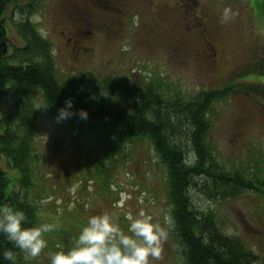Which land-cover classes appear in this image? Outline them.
<instances>
[{
    "label": "rangeland",
    "instance_id": "1",
    "mask_svg": "<svg viewBox=\"0 0 264 264\" xmlns=\"http://www.w3.org/2000/svg\"><path fill=\"white\" fill-rule=\"evenodd\" d=\"M226 7L236 14L223 22ZM2 19L7 53L23 50L17 26L26 21L50 46L59 84L85 74L97 80L119 76L163 100L181 101L224 91L207 114L209 152L223 169L264 182V0H14ZM73 24L85 26L76 41ZM207 49L211 56L196 55ZM30 98L33 176L27 196L41 223L56 227L45 234L41 254L24 255L25 263L51 264L50 254L65 242L71 248L91 215L114 213L127 232L126 212L143 210L167 231L155 264H183L169 230L166 169L151 144L130 138L122 127L82 131L73 118L58 123V110L40 92ZM11 99L3 97L1 113ZM0 166L17 177L3 162ZM120 191L132 198L116 208ZM189 195L195 208L211 211L219 232L239 239L264 261V190L227 200L206 199L196 191Z\"/></svg>",
    "mask_w": 264,
    "mask_h": 264
},
{
    "label": "trees",
    "instance_id": "2",
    "mask_svg": "<svg viewBox=\"0 0 264 264\" xmlns=\"http://www.w3.org/2000/svg\"><path fill=\"white\" fill-rule=\"evenodd\" d=\"M13 1L0 0V164L3 162L18 175L10 177L0 166V204L22 209L29 217L28 226L41 224L35 204L27 196L33 176L28 166L33 159L29 150L34 133L30 94L40 92L45 103L55 110L71 97L72 111L84 109L89 113L87 121L78 115L72 117L82 131L101 126L122 127L130 138L151 144L166 169L171 207L169 230L183 264H264L239 239L219 232L211 211L195 208L189 195L190 191H196L206 199L227 200L264 190V182L223 169L209 152L207 114L212 102L223 96L224 91L220 95L200 93L194 99L181 101L163 100L157 93L144 92L133 80L119 76L97 80L85 74L59 84L54 79L50 46L26 21L17 26L25 42L23 50L3 52L7 31L2 16ZM6 95L12 99L1 113ZM187 151L190 157L185 161L183 153ZM65 244L60 249L67 251ZM5 250L14 252L16 264H26L25 253L13 248L0 234V261L10 264L3 260Z\"/></svg>",
    "mask_w": 264,
    "mask_h": 264
},
{
    "label": "clouds",
    "instance_id": "3",
    "mask_svg": "<svg viewBox=\"0 0 264 264\" xmlns=\"http://www.w3.org/2000/svg\"><path fill=\"white\" fill-rule=\"evenodd\" d=\"M235 14L231 8L226 7L221 18L227 22ZM73 107V99L67 98L64 106L58 109L57 122L77 115L81 120H88L89 113L86 110L80 109L77 113L72 111ZM111 190L117 191L116 185H111ZM131 198L130 193L120 191L114 207L123 208ZM47 202L44 200L41 203ZM140 203H143L142 198ZM124 218L128 221L127 232L120 229L114 213L101 211L89 216L71 248L50 254L51 264H155L161 257L162 242L167 238L166 229L154 223L152 216L143 210L136 214L128 211ZM28 225L29 217L22 209L7 203L0 204V234L13 248L25 253L26 259L41 254L47 247L45 234L56 227L50 223ZM3 260L16 264V256L11 250L3 252Z\"/></svg>",
    "mask_w": 264,
    "mask_h": 264
},
{
    "label": "flooded vegetation",
    "instance_id": "4",
    "mask_svg": "<svg viewBox=\"0 0 264 264\" xmlns=\"http://www.w3.org/2000/svg\"><path fill=\"white\" fill-rule=\"evenodd\" d=\"M85 28V26H81V25H79V24H73L72 25V27H71V29H72V33H73V35H74V39H75V41L77 40V39H79V38H82V30ZM89 33V32H88ZM68 35H71V32H69V34ZM61 36H62V34H61ZM71 37V36H70ZM67 41H71L70 39H68ZM209 46L211 47V46H214V49H215V53H216V48H215V45L212 43V45H210L209 44ZM196 55H204V56H211V53H210V51H208V49L207 50H204L203 52L202 51H200V52H196ZM216 56H217V54H216Z\"/></svg>",
    "mask_w": 264,
    "mask_h": 264
}]
</instances>
